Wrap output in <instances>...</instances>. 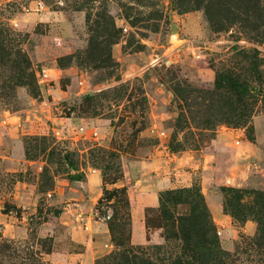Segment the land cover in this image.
<instances>
[{
	"label": "rangeland",
	"instance_id": "374dc122",
	"mask_svg": "<svg viewBox=\"0 0 264 264\" xmlns=\"http://www.w3.org/2000/svg\"><path fill=\"white\" fill-rule=\"evenodd\" d=\"M259 1L243 16L239 0H0V264H73L96 240L103 264L116 239L163 264L182 250L159 194L180 188L233 264H264ZM103 188L126 190L98 203Z\"/></svg>",
	"mask_w": 264,
	"mask_h": 264
},
{
	"label": "trees",
	"instance_id": "16d2710c",
	"mask_svg": "<svg viewBox=\"0 0 264 264\" xmlns=\"http://www.w3.org/2000/svg\"><path fill=\"white\" fill-rule=\"evenodd\" d=\"M259 0H239L243 9V16H250L254 9L257 8ZM126 189L103 188V198L111 199L113 196L124 192ZM159 203L163 217L167 218L164 226L166 234L165 239L174 236L181 241L182 252L169 259L163 264H233L230 254H228L219 244L215 235V224L210 217L207 209L202 202L201 195L194 188H180L168 190L163 194H159ZM175 206L179 204L187 205V212L174 216L166 206ZM112 230L113 224L109 223ZM115 245L119 246L110 257L102 260L103 264H161L158 259L152 261L149 257L143 258L139 256L143 247H133L128 242L124 243L121 239L115 240ZM153 249L162 251L165 245L153 246ZM228 259L227 262L224 260Z\"/></svg>",
	"mask_w": 264,
	"mask_h": 264
},
{
	"label": "crops",
	"instance_id": "0c3cea01",
	"mask_svg": "<svg viewBox=\"0 0 264 264\" xmlns=\"http://www.w3.org/2000/svg\"><path fill=\"white\" fill-rule=\"evenodd\" d=\"M172 157L175 158L176 155L173 154ZM152 158H153L151 160L152 162H150L149 164H151V166H154L153 168H155V164H157V162H161L162 160H165V158H162V153L160 151L156 152ZM152 178H154L155 180L158 177L157 175H152ZM89 179L94 184L99 183L98 177L96 178L95 176H92L90 178L89 176ZM163 185L164 184H162V186ZM94 190H95V194H90V198H89L90 204H93L94 200L99 195V191H98V188H96V186H94ZM140 190H141L139 193L140 195L136 197V200L133 202V205H132L133 207L132 208L133 210L132 218H133V230H134L133 239L136 240L137 242L143 239L142 238L143 234H142V231L137 226V222L135 221L136 219L134 218V211H136L138 208L142 206L154 205L158 203V190L153 184H151L150 182L147 184H143L140 187ZM86 228H88V225H86ZM85 244H86L85 250L75 254V257L73 259L74 260L73 264H94L95 259L99 256L98 254L100 253L102 249L100 241L96 240L92 242L91 244H88V243H85ZM50 264H55V263H50Z\"/></svg>",
	"mask_w": 264,
	"mask_h": 264
},
{
	"label": "water",
	"instance_id": "95a60500",
	"mask_svg": "<svg viewBox=\"0 0 264 264\" xmlns=\"http://www.w3.org/2000/svg\"><path fill=\"white\" fill-rule=\"evenodd\" d=\"M175 37H178V34H177V33H172L171 36H170V42H171L174 46L181 45V43L183 42V39L178 38V39L176 40Z\"/></svg>",
	"mask_w": 264,
	"mask_h": 264
},
{
	"label": "bare ground",
	"instance_id": "6f19581e",
	"mask_svg": "<svg viewBox=\"0 0 264 264\" xmlns=\"http://www.w3.org/2000/svg\"><path fill=\"white\" fill-rule=\"evenodd\" d=\"M175 39L177 40V39H178V37H175Z\"/></svg>",
	"mask_w": 264,
	"mask_h": 264
}]
</instances>
